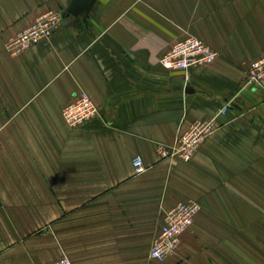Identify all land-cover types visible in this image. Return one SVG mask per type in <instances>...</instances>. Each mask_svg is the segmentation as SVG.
<instances>
[{"label":"crops","instance_id":"crops-1","mask_svg":"<svg viewBox=\"0 0 264 264\" xmlns=\"http://www.w3.org/2000/svg\"><path fill=\"white\" fill-rule=\"evenodd\" d=\"M72 0H0V264H264V0H96L21 55L7 41ZM194 36L218 59L188 72L161 57ZM97 118L70 127L80 92ZM228 106L190 161L178 137ZM147 167L136 174L133 160ZM200 205L164 262V214Z\"/></svg>","mask_w":264,"mask_h":264},{"label":"built area","instance_id":"built-area-1","mask_svg":"<svg viewBox=\"0 0 264 264\" xmlns=\"http://www.w3.org/2000/svg\"><path fill=\"white\" fill-rule=\"evenodd\" d=\"M63 20L60 11L45 12L25 29L11 37L5 45L6 51L17 56L48 42L60 28ZM218 57L217 49L210 47L197 37L187 36L176 41L167 49L161 57V63L170 70L188 72L194 67L203 66V64L210 65ZM246 77L252 84L261 85L263 83L264 55L249 65ZM228 110L229 107L225 106L211 118L195 121L187 131L178 137L174 150L164 154L173 159L192 160L207 138L218 129L219 118L226 115ZM63 115L68 125L75 128L97 118L99 108L90 95L83 91L78 93L70 104L64 106ZM133 165L136 174H143L147 170L141 156L134 158ZM199 209L200 205L196 202L180 201L165 212L164 224H162L161 231L155 238L150 251L152 260L164 262L176 253L181 245L182 235L193 226ZM48 264H73V262L65 256Z\"/></svg>","mask_w":264,"mask_h":264},{"label":"water","instance_id":"water-1","mask_svg":"<svg viewBox=\"0 0 264 264\" xmlns=\"http://www.w3.org/2000/svg\"><path fill=\"white\" fill-rule=\"evenodd\" d=\"M96 0H72L69 8L62 12L63 19L72 20L79 13H89L95 4Z\"/></svg>","mask_w":264,"mask_h":264}]
</instances>
